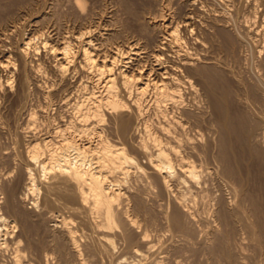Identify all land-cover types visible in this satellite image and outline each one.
<instances>
[{"label": "bare ground", "instance_id": "obj_1", "mask_svg": "<svg viewBox=\"0 0 264 264\" xmlns=\"http://www.w3.org/2000/svg\"><path fill=\"white\" fill-rule=\"evenodd\" d=\"M155 1L159 2L158 4H160L159 6L161 8L160 11L161 13L159 12V15L161 14L160 21H162V24L161 23L158 24L157 20H153V22H151L149 26L148 24L147 25L138 24L137 26L138 30H136V32L139 31V34H141L145 38L148 35L150 36L151 34L150 30H152L153 32L154 31L158 32L160 26L163 25V28H161L163 30L160 29L161 31L160 33L163 34L160 35L157 40L155 39V41L152 44L147 45L146 42L147 48L144 47L145 50L148 51L146 53L149 54L152 53V55L149 56V54H146L144 52L146 56L148 55L147 58L145 59L138 58V60H136L135 63H133V60L130 57H126L127 54L125 53V51H123V49H117V51L113 50L116 51V53L112 54L114 56L110 55L111 57L107 56L104 57L103 59L97 58L99 53L97 57L94 56L91 49L93 51L96 50L98 51L99 49H101V47L99 46L100 47L99 48L97 45L99 49H97L96 47L94 48V44H93L94 42H92V40L86 39L88 36H91L90 34H94L92 33L93 30H90L92 29V27L89 30H86L80 34V38H85L84 41L85 44L83 45V47L79 46L80 47L79 50L78 48L77 50H75V48L72 46L73 43L70 44V41L67 42V40L66 42H64L65 40L62 41L63 43L57 45H53L52 43L50 44L49 42L50 40L48 39H43L41 41L35 42L34 40L36 36L26 38L23 41V45L20 48H18L19 49L18 55L21 59L22 66L21 69L19 68L20 75L18 74L19 76L17 78L19 81L18 85H20V87L23 88V90L21 89L23 91L22 92L23 95L20 92L19 94L21 95L18 94L19 99H17V101L20 100V96L24 98L28 97L27 91L30 90L26 89V87L30 85L29 80L31 82L28 58L30 55H32V53L37 54V52H39L41 48L49 52L50 55L51 54L54 55L52 58L54 59L57 58L56 59L57 63L54 66L56 67V70L59 71L57 73H61V75L63 74L62 75L63 80H64V75L69 71V69L72 66L74 68L73 65L74 62L80 58V60L82 59L80 64L82 68H79V70L84 69L85 71H87L88 75L91 74V78L89 77V79L94 84V86H92V88L94 87L93 88L94 90H91L87 93L85 92L83 93L82 96L80 95L81 100L79 98L80 102H78L75 106L76 119H77L75 122H78L79 125L75 124L73 121L70 123L69 126H67L68 128L64 130L65 132L61 130L60 133L62 135H57L60 137L62 136L60 138L61 140L58 139V142H56L57 147L55 145L54 147H52V144H54L55 141L52 143L53 140L50 139L44 140L43 138L44 141L42 145H41L42 142L40 141L39 142L40 144L38 143L33 147H31L30 151L28 150L29 164L31 165V167L33 166L34 168H31L29 166L27 170L26 173L27 177L25 179H26L28 192L24 193V196H21L22 202L29 199L28 198L29 194H37L38 191V195H39L42 191V189L40 191V189L38 188L37 182L39 179H37L36 176L38 175L36 174V171H34L36 168H37L36 170H39L37 171V173L39 172L40 174L42 172L44 178H47V176L54 174L58 178L59 177L64 178V181H62L63 179L60 178L62 183L65 182V180H69L68 182H73V186H74L73 188L75 189L74 190L75 194L71 195L72 194L71 193L69 195L73 197L75 195L74 198H76L82 204L81 206L82 208L84 207V210L88 209V207L86 208L87 205H91V208L89 207L90 211L92 210V213L90 214L91 220L92 218L93 220H95V218L98 219L99 217L98 219L99 221L101 218L100 220L102 224L101 226H103V229L105 228L106 229L105 231H108L109 234V230L115 228V226H117L119 224L118 222L121 220L119 218L121 217V215L119 216L120 214L119 212H118L119 214L116 213L117 211H115V208L117 206L116 204L123 199L122 198L123 194L120 192V188H119L121 184L120 182L121 180L119 181V179L121 178L117 180H114V178H112L113 179L112 180L109 178V176H107V174L108 173L116 174L117 172H120V170L118 169L119 167L121 168V167H126L123 165L134 164L137 168L144 170V173L146 172L147 174H149V178L151 180L150 183L153 187H160L163 195L164 193L165 195L167 194H169V196L172 195L171 198L174 199L172 205L174 204L173 205L174 208L173 211L171 210L172 208L170 209L172 211L171 213H168L170 211L166 210L167 213H165L166 214L165 216H167L169 219L167 220L170 221L175 226L176 229H178L177 231H180L182 233V236L183 234H186V232L188 233L189 229L192 228L191 223L193 222V219L196 222L198 221L196 215H199L200 211L202 212V209H199L200 204L201 206L203 205L201 207L203 208V212H202L203 214L204 213L208 215L215 214L214 217H216V219H214L213 221L215 224L212 223L213 227L211 228L213 233H218V234H214V238L210 236L213 238V239L210 238L213 240V243H210L211 241L210 240L208 241L206 239L207 243L210 244V245L208 244L207 246L208 248L207 254L209 253L208 259L210 264H240L238 263V261H240L239 260L240 256L237 255L239 258L237 259L235 254L237 247L236 239H235V237L237 238V232H238L237 230L239 225L242 226L244 225V227L245 225H250L252 223V221L249 223V219H251L250 217L252 216L253 218L254 216H256L255 223H252L253 227L251 225L252 229L251 228L250 229L251 231H254L255 228H257L258 230V231L256 230L254 231L255 233L258 232V236L256 237V239L255 236L253 237V239H255L256 241L253 239L252 240L255 241V243L257 242L258 245H256V247L258 248V251L260 249V255H259V257L261 256L260 261L261 264H264V0H155ZM122 2L124 3L125 7L128 9L129 11L128 13L132 14L133 19L138 22V20H140V18H138V15L140 14H138L136 10H135L136 12L133 10V8L136 5L133 6V4H130V0H122ZM82 3L85 2H81V0H76V5L80 11H83L85 9L84 8L85 5H83ZM131 5L133 6V8ZM150 13L151 12H149V14ZM75 16L77 17V15ZM133 19L132 21L134 23L135 21ZM127 30H131V29H127ZM72 38L74 37L72 36ZM137 38L139 39V37ZM135 39L136 38H134V40ZM137 40L136 42L139 43L140 41L138 40L139 41L138 42ZM153 40H154V36L152 41ZM141 42L144 41L142 40ZM129 43L130 41L126 44V46H129L128 45ZM146 45L144 44V46ZM125 47L123 48L125 49ZM139 51L138 54H140ZM109 53L111 54V49ZM2 54L3 56H5L4 53ZM100 54H102V52H100ZM124 55L125 57H123ZM0 56L2 57V55ZM102 56H104V54ZM11 64L14 63L9 59H4V60L0 59V69H5L6 71L9 69V66ZM70 71L72 72V70ZM36 72H39V68L36 69ZM87 73L85 76H87ZM3 74H0V91L2 90L7 91L8 89H13L16 81L15 72H12L10 70L7 71V73H3ZM100 86L104 88V89L101 88V90L103 89L102 91L99 90ZM27 88L30 87L28 86ZM24 101H26V99H24ZM152 108L153 110L155 109L157 111V112L154 111L155 114H157L160 117V118L158 117L160 122L157 129H154L156 127H153V125L149 122L148 119V112ZM105 110H109L108 112H112V114L114 113L117 114L115 125L119 135L121 134L123 136H128L129 134H132L133 136H135L134 134L135 133L137 134V132H139L140 129L141 132L142 129H144V128H140V125L142 123L140 124L139 120L144 121L145 137L142 138L143 139L142 141H140L141 151L140 150L139 151L140 152L143 151L144 153H146V156L148 155L146 157L144 154V158L149 157L148 158L149 160H147L150 163L149 172H147L141 166V164L139 163L140 160H137L135 158V155L133 157L130 155V153H128L126 147H124L125 145L120 146L112 142V140L109 139L104 134L101 125H103V123L106 122ZM1 115L2 114H0V129H1V125L5 124L1 120ZM211 116L215 117V121L212 120L211 122L210 120L212 119ZM2 117H4V115ZM133 117L135 118L136 122L133 121L132 119ZM36 122H37L36 116L35 117L32 116L31 117L32 125L35 124ZM207 123L209 125L211 124L210 125L211 127L209 128L210 134L208 135V137L207 135H205L203 131L204 130L203 128L204 126H206L205 124ZM215 123L217 125L216 128H215ZM29 145L31 146V144ZM126 168H128V165ZM129 169L128 170L126 169V171H129ZM122 170H123L122 172H124L125 168L124 169L122 168ZM125 173L126 172H124L123 174ZM204 175L206 176L215 175L221 178V180L225 183V186L228 191V195H229V198L227 196L228 200L226 198L225 201L224 199L221 200V202L223 201L222 204H220L219 208H215V211L213 208L212 210L210 206L212 202L214 203V201H213V196L209 193L207 189L208 180L205 179L206 177ZM52 178L55 179L54 177ZM252 182H253V187L250 186ZM47 185H51V183ZM178 186H180V188H177ZM152 188L150 187V189ZM5 190L7 191V188L0 186V237L3 236L5 237L6 235L8 237V234L10 237L15 232V229L18 228L16 221H14L15 219L11 221L8 218V215L7 217L4 215V213L6 212L4 213L2 212L3 207L5 208L6 206H8L7 207L8 210H10L9 207L11 208V206L8 205V203L10 204L9 201L10 196L7 195ZM65 191L67 190L65 189ZM48 192L46 195V199L44 194V199L45 201L47 200L49 203L51 197H49L50 199L48 200V196H50V193H52V191H50V188H48ZM61 192H63V189L61 190ZM56 193L54 192V196H53L54 198L53 200H50L51 203L55 202V198H56L55 195H57ZM65 193H68V191ZM63 196L61 198H63ZM38 199L39 198L37 197V200ZM68 199L66 198L65 201L66 200L68 201ZM249 199H251V201L253 199L254 201V202L252 201L253 208L252 210H250V213L249 210H247L248 208V206H246L247 202H245L246 200H248L249 203ZM37 200L35 204H37L38 206L39 201L37 202ZM57 200L58 199L56 198V202ZM251 201H250V205H251ZM73 202H75V200ZM12 203H13L12 207L14 211L16 210L17 204L15 205V202ZM40 204L41 203H39V205ZM234 204L236 206L235 207L233 206L232 208V205ZM50 205L47 207H50ZM250 207L251 206H249V208ZM7 208L5 210H7ZM118 208H119V204H118ZM137 208H141V206L139 205L137 206ZM18 211H20V209ZM93 213L96 215V217L95 216L93 217L94 215ZM123 213L124 211L121 212L122 215ZM125 213L127 214V212ZM251 213L252 215H249ZM117 214L119 217L117 216ZM27 216L28 215L25 214V217ZM51 216H53V214H51ZM58 216L59 215H57V217ZM20 217H22L21 214ZM87 218H89L88 214L86 219ZM117 218L120 219L118 222H117ZM188 218H191L192 221V222L190 221L191 223L189 222ZM124 220H126L125 223H128L127 225H130L129 222L134 223L138 221L136 220V217L135 220L133 219V217L131 218L130 214L129 215L127 214ZM124 220H121L120 222ZM206 220L207 222H209L208 218H206ZM154 222L155 221H153V223ZM189 223L191 225L190 227H189ZM97 224L98 223L95 224L93 223L95 227ZM212 224H210V226H212ZM254 224H256V226ZM90 225L93 226L92 224ZM127 225L125 226L126 228L128 227ZM133 225H132L133 232L131 231L132 236L133 233L135 232L133 230ZM70 226H72V224ZM220 226H223L222 228L224 229H221V231L219 232L220 230L219 228H221ZM125 227H121V228L124 229ZM10 228L13 230V233H10L12 232L9 231ZM129 229H131L130 226L127 229V233H129L128 232ZM209 230L210 228L208 229L207 232H209ZM105 231L103 232L100 230L101 233H105ZM23 232H26V228L24 231H22V233ZM68 232H69V237L67 236L68 242L70 238L71 242L69 243L71 244L69 243L67 244H69V247L72 245L70 248L71 249L73 248L72 251H74L77 254V257H79V255L82 254L81 251L83 252V248L82 250H80L81 244L79 247L78 244L79 242L77 240L78 237L76 236L75 232L72 231V229L71 231L68 230ZM98 232L99 231H97V233ZM192 232H195L194 228ZM254 232L253 234L255 235ZM189 233L192 234L191 230L189 231ZM213 233L210 234L213 235ZM26 234L27 233H24L25 236ZM253 234H250V236H252ZM96 235L98 236L99 234ZM101 236L102 235L100 234V237ZM103 237H101L102 238L101 243H103L102 244L103 246L102 245L101 246L103 247L102 250L104 251V253L109 252L111 248H113L112 244H115L114 248L116 247L117 244L115 242V239L114 241H112L113 239L112 240L110 239L112 238L111 235L108 239L106 238V236L104 237V239ZM129 238L133 239V237L131 238V236ZM92 239L97 241L95 237ZM5 240H8V238L3 239V242L0 243V251L3 250L2 248H9L6 245L7 241ZM20 241H19V245H20ZM25 241H28V239H26ZM29 242L27 244V247H29L28 245L31 244V243L29 244ZM57 242H55V244ZM145 242L147 241L145 240ZM145 242H143V244ZM44 244L42 246L43 249L47 248ZM49 244H51V242L48 243V246H50ZM91 244H94L93 245L94 249H95L94 247L95 245H99L96 242L90 243V245ZM150 244L147 245L148 249H149L148 246H150V248H152L151 246H153L152 244L151 245ZM37 245H40V243H37ZM63 245L64 244H62V247H64ZM85 245L86 248L89 247L87 244ZM184 245H186V243ZM56 246L57 245H55V247ZM242 246H243V242H242ZM27 247L26 250L29 251ZM204 247L205 245L203 246V249ZM36 248H39V250H41L40 249L41 246ZM59 248L61 249V247ZM54 249H51L52 252L54 251ZM96 249L94 253H96ZM240 249L238 248V251H240ZM32 250H34V248ZM51 250L49 253L50 255H52ZM92 250L89 248L90 254H92L91 253ZM60 251L61 254L64 252L63 249H61ZM38 252L39 254L37 255H40V251ZM135 252L137 255H140V257L143 255L146 257L145 252L143 254L142 250L140 251V248ZM15 253H16L15 260L18 264V262L19 263L21 262L20 261L21 254H18L17 250ZM44 253L47 254L46 255L44 254L45 259L43 257L41 261L42 260L46 261L48 252L44 251ZM240 253L242 254L243 251H240ZM54 254L55 251L53 252L52 256H54ZM84 254L85 253H83V255ZM90 254L88 255L90 256ZM246 255L247 254H245V256ZM40 257L42 258V255ZM94 257L96 256H93V258ZM143 257H141L142 260ZM50 258L51 257L49 256V260L47 261H50L51 263L53 257L51 260ZM100 258L102 259V257ZM152 258L153 257H149V259L147 260L148 262L145 260L146 259L145 258L144 259L145 264L146 263L149 264V262H151L150 259L153 260L154 263L155 260ZM206 258L207 257H205V259ZM22 259H23V254H22ZM245 259L246 257L244 258V260ZM37 261L39 262L38 256H37ZM85 261L86 260H84L82 264H85ZM87 261L86 264H88ZM110 261L112 260L110 259ZM257 261L255 263H257ZM80 262L82 261H79V263ZM144 262H142L141 264H144Z\"/></svg>", "mask_w": 264, "mask_h": 264}, {"label": "rangeland", "instance_id": "obj_2", "mask_svg": "<svg viewBox=\"0 0 264 264\" xmlns=\"http://www.w3.org/2000/svg\"><path fill=\"white\" fill-rule=\"evenodd\" d=\"M73 1L72 0H0V17H1L0 18V55H2V57L0 56V59H2V60L9 59V60L13 61V63H14V64H11L9 66V69L6 71H5V69H0V74L7 73V71L11 70L12 72H15V79H16L15 86L13 89H8L7 91H5V90L0 91V110H2V111H0L1 112L0 114H2L1 120L3 121V123H5V124L1 125V129H0V182H1L0 186L7 188V191L6 190L5 191H6L7 195L10 196L9 197L10 204L8 203V205L11 206V208H12L11 209L9 207L10 210H8V208H7L8 206H6L5 208L3 207L2 212L3 213L6 212V213H4V215L6 217L8 215V218L11 221H13L15 219L14 221H16V224L18 225L17 229L14 228L15 229L14 233H13V230L11 228L9 230V231H12L10 233H13L12 234V236L14 235L13 238H12V236L9 237V234H8V237H7V235L5 237L4 236L0 237V243L3 242V239L8 238V240H5V241H7L6 245H7V247H9V248H2L3 250L0 251V264H4V262H5V264H15V262H16V260H15L16 250H17L18 254H21V259H20L21 262L20 263L18 262V264H30V263L31 264L32 263L39 264V262H40V264H42V263H44V264H82L83 261L84 260L87 261V259H88V261H87L88 264H101V263L106 264V262H107V264H110L112 261L113 262L115 261V262L114 263L112 262L111 264H135V263L141 264L145 260L147 261L149 259V257H153L152 259L155 260L153 263V260L150 259L151 262H149V264H151V263H153V264H201V263L202 264H208L209 263V259H208L209 253L207 254V252H208L207 246L209 243H207V240L208 241L210 240L211 241L210 243H213L212 239L214 238V234H218V233H213L212 228H211V227H213V224H215L213 222L214 219H216V217H214L215 214H213V215L210 214L211 217H210V215H208L206 213L203 214L202 213L203 208H201L203 205L201 206V204H200L199 209H202V212L200 211V213L202 215L200 213H199V215H196L198 218V221L196 222L193 219V222H192L191 218H188L189 222L190 221L192 222V223L190 222L192 225V228L189 229V231L191 230L192 234H190L188 231L189 234L186 232L187 235L183 234V236H182V233L180 231H177L178 229H176L175 226L170 221H168L169 220L168 217L165 216L166 215L165 213H167V211H170L168 213H171L173 211V208H174L173 205L174 204L172 205V202H174V199L171 198L172 195L169 196V194H167V193H166L167 195H165V193L163 195L160 187H153L150 183L151 180L149 178V174H147L146 172L144 173V170L137 168L134 164H127L128 168H126L127 165H123L126 167H121V168L119 167L118 169L120 170V172H117V173L115 172L117 175L112 173L114 175V177L111 173H108L107 176H109L110 179L114 178V180L121 178V179H119V181L121 180L120 181L121 184H120L119 188H120V192L123 194L122 198L124 199V197H125V199L124 200L122 199L123 201L120 200V202L116 204L117 206L115 205L116 206L115 211H117L116 213L119 212L120 214L119 213L118 214H119V216L121 215V217H119L118 214H117V216L121 220H124L125 216L127 214L128 215L130 214V217L131 218L133 217L134 220L136 217V220H138V221H136L137 224H136V222H134V223L129 222L130 225H127L128 223H125L126 220L122 221L123 222L122 223V222H120L121 220L119 218H117V222L120 220L118 222L120 225L118 224L119 226L117 225L112 230H109V234H108V231H105L106 229L105 228L103 229V226H101L102 225L100 222L101 218L99 221H98L99 217H98V219L95 218V220H93V218H92V220H91L90 214L92 213V210L90 211V209H89V207L91 208V205L86 206V208L88 207L90 212L88 211V209L84 210V207L82 208V206H81L82 204L76 198H74L75 195H74V197L69 195L71 193H72L71 195L75 194V191H74L75 189L73 188L74 187L73 182H68L69 180H65V182L62 183V181H64V178H62V177L58 178L54 174H51V175L47 176V178H44L43 173L42 172L40 174H39V172L37 173V171H39V170H36L37 169L36 168L34 171H36V174L38 175L36 177H37V179H39L37 182L38 188L40 189V191L42 189V191L39 195H38V191H37V194H29V197H28L29 199L24 201L25 203L22 202L21 196H24V193L28 192L26 179H25L27 177L26 173H27L29 166L31 167V165L29 164L28 150L30 151L31 147L38 144L40 141L42 142L41 143V145H42L43 141L48 140V139L53 140L52 143L55 141L54 144H52V147H54V145L57 147L56 142H58V139L61 140L60 138L62 137V136L60 137L57 135H62L60 133L61 130H63V132H65L64 130L67 129L68 128L67 126H69L70 123L73 121L75 124L79 125L78 122H75L77 120L76 119L75 106L78 102H80L79 98L81 100V96L83 95V93H85V92L87 93L91 90H94L93 89L94 87L92 88V86H94V84L89 79V77L91 78V74H89L90 75L89 76L87 71H85L84 69L79 70V68H82V66L80 65L82 59L80 60V58H79V59H77L78 61L77 60L75 61L76 63L74 62V64H73L74 68L72 66L69 69V71L72 70V72L68 71L64 75V80H63V76H62L63 74L61 75V73H57L59 71H57L56 67L54 66L57 63V61H56L57 58H55V59L52 58L54 55H52V54L50 55L49 52H47L43 48H41V50L39 52H37V54L32 53V55H30L31 57L29 56V58H28V64L30 67L31 82L29 80L30 85H28V86L30 88H27L28 87L27 86L26 89H28L30 91H27L28 97L24 98V97L20 96V100H18V101L22 102V103H19L17 101V99H19L18 94L21 92V94L23 95V93H22L23 88H21L20 85H18L19 81L17 78L20 75L19 68L21 69V66H22L21 59L18 55V50H19L18 48H20L23 45V41L28 37H35L36 36L35 40H34L35 42L41 41L43 39H48V40H50L49 41L50 44L52 43L53 45H57V44L63 43L62 41L65 40L64 42H66V40H67V42L70 41V44H72V43L74 44V45L72 44V46L75 48V50H77V48L79 50V48L83 47V45L85 44L84 43L85 38H80V34L86 30H89L92 27V29H90V30H93L92 33H94V34H90L91 36H88L86 39L92 40V42H94L93 43L94 48L96 47L97 49H99L101 47V49H99L100 51L99 50L93 51L91 49L94 56L97 57V55L99 53L100 56L98 55L97 58L103 59L104 57H107L110 55L114 56L112 54L116 53L117 49H123V51H125V53L127 54L126 57H130L133 60V63H135L136 60H138V58L139 59L147 58L148 55L146 56V54H149V53H146L148 51L145 50V48H147L148 44H152L155 41V39L157 40L159 38V36L163 34V33H160L161 32L160 29L163 28V25L160 26L158 32L157 31L153 32L152 30H150L152 35L150 34V36L148 35L145 37L146 39L148 38L147 39L149 41V43H148V41L144 38V36L139 34V31L136 32V30H138L137 29L138 24H145V25L148 24V26H149L150 23L153 22V20H157L158 24H160V23L162 24V21H160V19H161L160 15L161 14L159 15V12L161 11V8L159 6L160 4H158L159 2H157L155 0H130V4H133V6L136 5L134 8L131 5L133 10L134 11L136 10L137 13L140 14V15L137 14L138 18H140V20H138V22L133 19L132 14L128 13L129 11L125 7L122 0H81V2H85V3H82L83 5H85L84 6L85 9L83 11H80L78 9V7L76 5V0H73ZM156 2L158 5L156 4ZM144 7H146V8H144ZM149 12H151V13L149 14ZM143 13H144V15H143ZM75 15H77V17ZM128 18H129V20H128ZM132 19L135 21L134 23H133ZM69 20H70V22H69ZM2 21H3V23H2ZM19 21H20V23H19ZM1 29H2V31H1ZM94 29H97V30H94ZM127 29H131V30H127ZM161 30H163V29H161ZM156 32H157V34H156ZM154 33L156 34V36ZM72 36L74 38H72ZM93 36H94V38H93ZM136 36L139 37V39ZM153 36H154V40L152 41ZM65 38H67V39H65ZM127 38H128V41H127ZM134 38H136V39L134 40ZM136 40L139 43H137ZM142 40L144 42H141ZM129 41H130L131 45L129 43L128 44L129 46H126V44ZM134 42H135V44H134ZM146 42H147V45H146ZM12 43H13V45H12ZM136 44L138 47L136 46ZM144 44L146 46H144ZM97 45H98V47L99 46L100 47L98 48ZM123 47H125L126 50ZM142 47H143V49H142ZM110 49H111V54L109 53ZM129 49L131 50V52ZM101 50H103V51H101ZM113 50H116V51H113ZM132 51H133V54H132ZM138 51L141 54V56H140V54H138ZM100 52H102V54H100ZM128 52H130V53H128ZM2 53H4L5 56H3ZM103 54H104V56H102ZM125 55L123 57H125ZM151 55H152V53L149 54V56H151ZM6 56H8V57H6ZM134 56H135V58H134ZM136 57H137V59H136ZM54 60H55V63H54ZM16 64H17V66H16ZM79 66H81V67H79ZM15 67H17V68H15ZM76 67H78V68H76ZM37 68H39V72H36ZM81 70H84V71H81ZM32 72L33 73L35 72V73L33 74ZM86 73H87L88 77L85 76ZM60 79H62V80H60ZM31 86H33V87H31ZM101 88H103V87L100 86L99 90H101ZM79 90H81V91H79ZM21 94H19V95H21ZM21 97H22V99H21ZM24 99H26V101H24ZM21 100H23L24 102ZM23 106H25V107H23ZM108 111L109 110H105V117H106L105 121L106 122L103 123V125H101V128L104 131V134L109 139H111L112 142H114L120 146L125 145L124 147H126L128 153H130V155L133 157L135 155V158L137 160H140L139 163L141 164V166L147 172H149L150 171V169H149L150 163H149V161H147V160H149L148 159L149 157L146 158L148 155L146 156V153H144L143 151H142L143 153L140 152L141 151L140 150V146H141L140 141H142L143 140L142 138L145 137L144 121L139 120V123L140 124L142 123L141 124L142 126L140 125V128H144V129H142V132L140 129V131L137 132V134L136 133L134 134L135 136H133L132 134H129L128 136H123L121 134L119 135V133L116 130V125H115L117 114H115V113L112 114V112H108ZM154 111H156V110L155 109L153 110V108H152L148 112V119H149V122L153 125V127H156L154 129H157L159 122H160L159 121L160 117L157 114H155ZM3 115H4V117H2ZM31 115L34 117L36 116V119H37V122L35 123L36 125L35 124L32 125V123H31V117L32 116ZM211 118H212V119H210L211 122H212V120L215 121L214 116H211ZM132 119L134 122H136L134 117ZM65 122H67V123H65ZM3 125H4V127H3ZM205 125L206 126H204L203 131H204L205 135H207V137H208V135L210 134L209 128L211 127L210 126L211 124L209 125L207 123ZM216 127H217V125L215 123V128ZM43 138H44V140H43ZM34 142H35V144H34ZM29 144H31V146ZM144 154L146 156L145 158H144ZM133 166H135V167H133ZM31 168H34V167L32 166ZM122 168L123 169L125 168L124 172L127 173V174L125 173L126 175L123 174L124 172H122L123 171ZM126 169L127 170L129 169V171H126ZM118 173H119V175H118ZM204 176L206 177L205 179L208 180L207 189H208L209 193L213 196L214 203L216 202L215 204L212 202V204L210 205L211 209L213 208L215 211V208H219L220 204H222L223 201L221 202V200L224 199V201H225L227 199V196L229 198L228 191H227V188L225 186V183L221 180V178H219L215 175H212V176L204 175ZM52 177H54V178L56 177V178L53 179ZM60 178L63 180L61 181ZM219 180H221V181H219ZM56 181H57V184H56ZM46 182H48V183H46ZM155 182H156V180H155ZM49 183H51V185H47ZM53 183L56 184L57 186L54 185ZM1 184H3V185H1ZM148 185H149V187H148ZM250 186L253 187V182H252V184H250ZM150 187L151 188L153 187V188L150 189ZM45 188H46V190H45ZM48 188H50V191H52V193H50V196H48V200L50 199L49 197H51L50 200H53L54 192L56 193V191H57V193H56L57 195H55V197L58 200L60 199L59 202H58V200L56 202V198H55V202L52 201L53 203H51L49 200V203H48V201L46 200L48 204L46 203L45 199H46V195L48 192ZM59 188H61V189H59ZM177 188H180V186H178ZM43 189L45 190V192ZM62 189H63V192H61ZM65 189L68 191V193H65V192H67V191H65ZM159 192L161 195L159 194ZM59 193H60V196H59ZM44 194H45V199H44ZM48 194H49V192H48ZM61 195L62 196L64 195L63 198H61L62 197ZM37 197L39 198L38 200H37ZM64 197H65V199L66 198L68 199V197H69L68 201L66 200L67 202L65 201ZM34 199H35V201H34ZM36 200H37V202L39 201L38 206H37V204H35ZM74 200L77 203L73 202ZM250 201H251V199H249V203H248V200L245 201V202H247L246 206H248V208H249V206H251L250 207L251 209L247 208V210H249V213H250V210H252V208H253L252 203L254 202L252 199L253 202L251 201V205H250ZM12 202H15V205L16 204L18 205V206L16 205V210H14V211H13V207H12V205H13ZM63 202H64V204H63ZM39 203H41L40 205L42 207L39 205ZM50 203H51V205H50ZM218 203H219V205H218ZM118 204H119V208H118ZM49 205H50V207H47ZM66 205H67V207H66ZM139 205L141 206V208H137V206H139ZM212 205H214V206H212ZM170 206H172V207H170ZM216 206H218V207H216ZM233 206L235 207L236 205L235 204L232 205V208H233ZM52 207H54V208H52ZM6 208H7V210H5ZM76 208H78V209H76ZM19 209H20V211H18ZM118 209H119V211H118ZM21 211H22V213H21ZM57 211H58V213H57ZM122 211H124V213L127 212V214L123 213V215H122L121 214ZM20 214L22 217H20ZM23 214H24V216H23ZM25 214L28 215L27 216L28 219H27V217H25ZM51 214H53V216H51ZM87 214L89 215V218L86 219ZM57 215H59V216L57 217ZM249 215H252V213ZM29 216H31V217H29ZM54 216H56L57 218ZM84 216H85V218H84ZM94 216L96 217L95 214L93 215V217ZM207 216H209V217H207ZM255 217L256 216H254L252 218V216H251L250 217L251 219H249V223L251 221H252V223H255V219H256ZM25 218H26V220H25ZM206 218H208L210 223L207 222ZM21 219H23V220H21ZM58 220H60V221H58ZM85 220H86V222H85ZM65 221H67V222H65ZM153 221H155V222L153 223ZM199 221H201L202 223ZM93 223L94 224L98 223V224L95 227V225H93ZM121 223H122V225H121ZM190 223H189V227L191 226ZM194 223L196 224V226ZM252 223L250 225H245V227H244V225L243 226L239 225L238 230H237L238 231L237 232V238L235 237L236 244H237L235 254H236L237 259H239L238 256H240V259H239L240 261H238V263H240V264H243L244 262H245L244 264H252V263L253 264L260 263L261 264V261H260L261 256L259 257L260 249L258 251V248L256 247V245H258V244H257V242L255 243V241H256L255 239L258 236V232L257 233L254 232L255 230L256 231H258V230H257V228H255V229L253 228L254 231H251V229L253 227ZM71 224H72V226H70ZM90 224H92L94 226V228ZM123 224H124V226H123ZM158 224H159V226H158ZM200 224H202V225H200ZM210 224H212V226H210ZM126 225L128 227L130 226V228H131L128 231L129 233H127L128 227L126 228L125 227ZM132 225H133V230L135 231L133 233V236L131 234L133 232L132 231ZM251 225H252V227H251ZM254 225L256 226V224H254ZM247 226H249V227H247ZM24 227L26 228V232L22 233V231L25 230ZM121 227H125V228L122 229ZM195 227L197 228V231H196ZM203 227H204V230H203ZM208 227L210 228L209 232L211 231L210 233L211 234L213 233V235H211L209 232H207L209 229ZM220 227L221 228H219L220 229L219 232L221 231V229H224V228H222L223 226H220ZM29 228L30 229L32 228V229L30 230ZM193 228H194L195 232H192ZM40 229H41V231H40ZM71 229H72V231L75 232L76 236L78 237L77 240L79 242L78 243L79 247L81 244L80 250H82V248H83V252L81 251L82 254L79 255V257H77V254L74 251H72L73 248L72 249L70 248L72 245L69 247V244H71L69 242H71V240L69 238V242H68V237H69L68 230L71 231ZM119 229H122L123 231L119 230ZM100 230L103 232L105 231V233H101ZM124 230L126 231V233ZM199 230H200V232H199ZM97 231H99V232L97 233ZM110 231H111V233H110ZM28 232H29V234H28ZM122 232L124 233V236H123ZM246 232H248V233H246ZM253 232L255 233V235L253 234ZM24 233H27L26 236L24 235ZM195 233H198V234H195ZM96 234H99L98 235L99 237ZM100 234L102 235L101 237L106 236L107 239L111 235L112 238H110V239L111 240L113 239L112 241H114V239H115V242L118 245V246L116 245V247H115L116 249L114 248L115 244H112L114 249L111 248V250L109 252L104 253V251L102 250V248H103L102 244L103 243H101L102 238L100 237ZM250 234H253V235L250 236ZM107 235H109V236H107ZM129 235L131 236V238L133 237L134 240L130 239ZM197 235L199 238L197 237ZM247 235H248V237H247ZM18 236H19V238H18ZM143 236L145 237V240L147 242H145ZM204 236H205V238H204ZM210 236H212L213 238ZM254 236H255V239H253ZM26 237H28V238H26ZM94 237L96 238L97 241L92 239ZM104 237H103V239H104ZM183 237L186 239H184ZM210 238H212V239H210ZM26 239H28V241H25ZM243 239H244V241H243ZM252 239L255 241H253ZM92 240H93V242H96L99 244V245L94 246L95 249L97 248L96 253H94L95 252V249L93 248L94 244L90 245V243H93ZM130 240H131V242H130ZM132 240H133V242H132ZM17 241H18V244H17ZM19 241H20V245H19ZM241 241L243 242V246H242ZM28 242H29V244L31 243L30 245H28L29 247L31 246L30 248L27 247ZM50 242L52 244V245L49 244L51 246V248H50V246H48V243H50ZM52 242L54 243V245ZM55 242H57V243L55 244ZM143 242H145V243L143 244ZM148 242H150V243L152 242L151 243L153 245V246H151L152 248H150V246H148L149 249L147 248V245L150 244ZM202 242L205 245L204 249H203L204 245L202 244ZM8 243H9V245H8ZM37 243H40V245H37ZM67 243H69V244H67ZM185 243H186V245H184ZM206 243H207V245H206ZM32 244H33V246H32ZM43 244L47 248L43 249L42 248ZM62 244H64L63 245L64 247H62ZM85 244H87L89 247L87 246L88 248H86ZM55 245H57L56 247L58 249L55 247ZM39 246H41V248H40L41 250H39V248H36ZM26 247L29 249V251L26 250ZM54 247H55V249H54ZM59 247H61V249L64 250V252L62 254L60 251L61 249ZM191 247H193V248H191ZM33 248H34V250H32ZM89 248L91 250L93 249L91 252L92 254L89 253L90 252ZM139 248H140V251L142 250L143 254H144V252L146 254V257L144 255H143L144 257L141 256V257H143V260L140 257V255H137L135 252L136 250H139ZM172 248H174V249H172ZM238 248L239 249L242 248V249H240V251H243V253H244V254L242 253L243 256L240 253V251H238ZM51 249H54V251H55L54 256H52L54 251L52 252ZM100 249H101V251H100ZM163 249H164V251H163ZM246 249H248V250H246ZM18 250H20V251H18ZM24 250H25V252H24ZM37 250L40 251V255H37V254H39V252ZM50 250L52 252V255L49 254ZM97 250L100 252H98ZM33 251H35V252H33ZM44 251L48 252L46 261L49 260V256L51 257L50 260L53 257L51 263H50V261H47L48 263L46 261H43V260L41 261V259H43V257L45 259V255L47 254V253H44ZM87 251H88V253H87ZM150 251H152V252H150ZM196 251H197V253H196ZM256 251H257V253H256ZM71 252H73V253H71ZM4 253H5V255H4ZM35 253H36V255H35ZM59 253L63 257H61ZM70 253H71V255H70ZM83 253H85V254L83 255ZM100 253H101V255H100ZM109 253H112V254H109ZM22 254H23V259H22ZM88 254H90V256ZM107 254H108V257H107ZM245 254H247V255L245 256ZM41 255H42V258L40 257ZM91 255L96 256V257L93 258V256H91ZM110 255H112L113 257ZM147 255H148V257H147ZM196 255H199V256H196ZM37 256L39 258V262L37 261ZM85 256H86V258H85ZM244 256L246 257L247 260L246 259L244 260V258H245ZM247 256H248V258H247ZM250 256H252V257H250ZM100 257H102L103 260ZM103 257H105V258H103ZM122 257H124V258H122ZM205 257H207V258L205 259ZM57 258H58V260H57ZM113 258H114V260H113ZM179 258H180V260H179ZM110 259L112 261H110ZM257 259H258V261H257ZM8 261H9V263H8ZM53 261H54V263H53ZM79 261H82V262L79 263ZM86 261H85V264H86ZM93 261H94V263H93ZM116 261H117V263H116ZM203 261H204V263H203ZM256 261H257V263H255ZM118 262H120V263H118ZM16 264H17V262H16ZM144 264H145V262H144Z\"/></svg>", "mask_w": 264, "mask_h": 264}]
</instances>
